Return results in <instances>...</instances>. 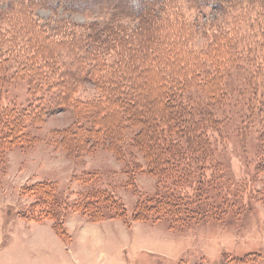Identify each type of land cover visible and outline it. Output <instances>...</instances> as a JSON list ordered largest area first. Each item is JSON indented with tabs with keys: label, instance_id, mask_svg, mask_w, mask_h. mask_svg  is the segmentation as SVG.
Returning <instances> with one entry per match:
<instances>
[{
	"label": "trees",
	"instance_id": "trees-1",
	"mask_svg": "<svg viewBox=\"0 0 264 264\" xmlns=\"http://www.w3.org/2000/svg\"><path fill=\"white\" fill-rule=\"evenodd\" d=\"M184 1L196 11L222 9L229 19L214 28L203 48L195 49L187 37L189 22L179 6ZM48 2L72 12L94 6L100 19H61L50 25L35 13ZM262 4L264 0H0V162L11 148L30 145L27 126L40 124L55 110L70 109L73 123L54 133L57 142L53 139L69 156L99 147L119 156L121 148L135 144L146 157L144 171L167 188L165 198L153 204L137 202L129 221L112 194H90L84 200L90 220L100 221L111 208L128 223L164 216L183 222L184 209L203 207L208 200L206 186L215 175L206 179L204 174L206 166H214L208 132H219L231 104L240 107L242 129L257 133L264 147ZM124 21L135 27L125 28ZM239 72L240 84L229 87L232 74ZM12 79L26 81L25 105L2 103L5 84ZM85 84L94 89L92 97L78 96ZM195 170L200 171L198 180H193ZM183 184L190 187L191 198L174 194ZM36 186L40 219L53 212L54 185ZM54 226L65 234L63 221L54 220Z\"/></svg>",
	"mask_w": 264,
	"mask_h": 264
},
{
	"label": "rangeland",
	"instance_id": "rangeland-1",
	"mask_svg": "<svg viewBox=\"0 0 264 264\" xmlns=\"http://www.w3.org/2000/svg\"><path fill=\"white\" fill-rule=\"evenodd\" d=\"M55 5L48 2L35 13L50 25L61 19L76 23L100 19L94 6L72 12ZM186 5L190 4L184 1L179 6L189 22L187 37L195 49L203 48L214 28L227 25L229 19L222 9L196 11ZM123 26L134 28L135 23L124 21ZM241 77L242 73H233L229 87L238 86ZM77 94L89 98L94 89L85 84ZM28 100L25 80L5 84L3 104L22 106ZM239 109L232 104L230 110L224 107L228 119L219 132H208L214 166H206L204 174L206 179L215 175L206 184V203L184 209L183 222L164 216L128 223L115 217L111 208L104 210L100 221H91L84 207L90 194L101 195L102 190L112 194L129 221L137 202L153 204L165 198L167 188L144 171L146 157L135 144L121 148L119 156L102 147L69 156L53 139L57 142L54 133L73 123L70 109L55 110L40 124L27 126L30 145L11 148L0 162V264H264V147L257 133L239 125ZM194 173L193 180H198L200 171ZM48 182L54 185L55 207L39 219L33 189ZM174 194L191 198L185 184ZM54 220L63 221L64 235L54 230Z\"/></svg>",
	"mask_w": 264,
	"mask_h": 264
},
{
	"label": "crops",
	"instance_id": "crops-1",
	"mask_svg": "<svg viewBox=\"0 0 264 264\" xmlns=\"http://www.w3.org/2000/svg\"><path fill=\"white\" fill-rule=\"evenodd\" d=\"M98 227H99V226H98ZM98 227H97V228H98Z\"/></svg>",
	"mask_w": 264,
	"mask_h": 264
}]
</instances>
